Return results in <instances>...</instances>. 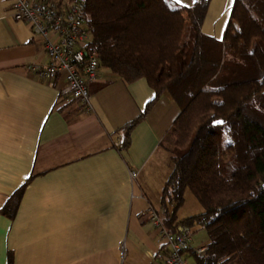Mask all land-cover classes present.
<instances>
[{
    "label": "crops",
    "instance_id": "crops-1",
    "mask_svg": "<svg viewBox=\"0 0 264 264\" xmlns=\"http://www.w3.org/2000/svg\"><path fill=\"white\" fill-rule=\"evenodd\" d=\"M196 1L176 4L189 8ZM233 3L209 0L204 35L222 40ZM12 12L11 0H0V264H153L161 240L147 214L150 208L161 214L173 169L163 144L171 142L181 108L163 93L132 131L128 149L118 151V131L154 91L144 79L127 84L102 70L89 87L88 105L65 102L61 77L50 84L28 71L44 67L47 58L41 39ZM31 176L14 216L3 215ZM190 194L184 192V201ZM183 205L178 221L204 212L198 205L180 218ZM189 234L190 248L205 250L207 232L193 227Z\"/></svg>",
    "mask_w": 264,
    "mask_h": 264
},
{
    "label": "trees",
    "instance_id": "trees-1",
    "mask_svg": "<svg viewBox=\"0 0 264 264\" xmlns=\"http://www.w3.org/2000/svg\"><path fill=\"white\" fill-rule=\"evenodd\" d=\"M72 1V0H63ZM209 0H87L101 70L144 79L154 98L118 131V151L165 92L181 108L163 144L173 169L161 196L170 233L193 227L209 242L191 264H264V0H234L222 40L201 31ZM186 16L187 22L184 21ZM32 176L1 210L12 218ZM190 190L201 215L177 219Z\"/></svg>",
    "mask_w": 264,
    "mask_h": 264
},
{
    "label": "built area",
    "instance_id": "built-area-1",
    "mask_svg": "<svg viewBox=\"0 0 264 264\" xmlns=\"http://www.w3.org/2000/svg\"><path fill=\"white\" fill-rule=\"evenodd\" d=\"M12 17L23 21L32 36L42 41L47 58L44 67L31 65L28 71L35 77L52 84L62 78L63 87L59 97L65 102L79 101L85 106L89 102V87L101 78L102 70L94 50L89 48L92 37L86 23L87 0H11ZM137 178L135 171L129 172L130 183ZM147 217L160 235L161 249L153 264H191L183 253L191 247L190 234L183 230L168 232L160 215L148 209ZM204 250H197L200 254Z\"/></svg>",
    "mask_w": 264,
    "mask_h": 264
},
{
    "label": "rangeland",
    "instance_id": "rangeland-1",
    "mask_svg": "<svg viewBox=\"0 0 264 264\" xmlns=\"http://www.w3.org/2000/svg\"><path fill=\"white\" fill-rule=\"evenodd\" d=\"M183 18H184V21L187 22V18L185 15H183ZM198 205H200V204H198V201L195 200V197H193L192 194H190V196L187 199H185V201H184V205H183L184 207L182 210H180L179 217L182 218V217H187V216L193 215L194 211L192 210V208L194 206L198 207ZM200 207H202V206L200 205Z\"/></svg>",
    "mask_w": 264,
    "mask_h": 264
},
{
    "label": "snow or ice",
    "instance_id": "snow-or-ice-1",
    "mask_svg": "<svg viewBox=\"0 0 264 264\" xmlns=\"http://www.w3.org/2000/svg\"><path fill=\"white\" fill-rule=\"evenodd\" d=\"M175 2H176V3H179V2H180V0H175Z\"/></svg>",
    "mask_w": 264,
    "mask_h": 264
}]
</instances>
